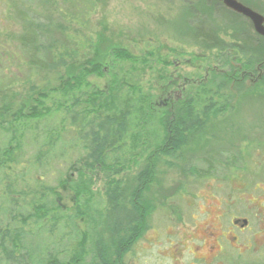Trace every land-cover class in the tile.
I'll list each match as a JSON object with an SVG mask.
<instances>
[{"label": "trees", "instance_id": "obj_1", "mask_svg": "<svg viewBox=\"0 0 264 264\" xmlns=\"http://www.w3.org/2000/svg\"><path fill=\"white\" fill-rule=\"evenodd\" d=\"M216 3L220 6L218 14L225 20L234 22L243 18ZM12 14L16 22L8 24L22 32L17 35L12 31L8 49L0 44V132L4 136L0 139V180L7 178L3 204L10 211L11 220H18L22 226L32 223L35 229L0 231V264H125L128 253H134L149 229L153 205L147 193L157 170L176 169L185 162L181 152L191 135L204 128L211 113L219 112L220 97L228 96L235 101L247 95L244 83L251 81L249 73L258 62L254 66L242 63L238 69L227 65L232 77L221 71L208 72L210 81L212 76H224L222 84H211L207 78L204 83L187 87L186 81L180 85L169 76L165 60L133 56L122 48H113L108 61H99L96 53L91 61L81 62L78 59L82 55L70 49L72 40L65 35L66 26L60 24L56 28L54 22H49L47 28H56L55 39L37 15L22 9H14ZM64 18L72 21L70 11ZM193 28V39L199 45L222 47L204 23L198 22ZM249 44L251 48L252 42ZM41 73L54 75V84L44 82L38 86L29 79L31 74ZM147 73L154 74L153 81L147 79ZM261 75L257 81L262 85L264 68ZM89 76H107V86L103 90L91 87L86 81ZM228 77L230 80L226 81ZM232 80L233 91L227 85ZM19 83L29 85L22 96L16 90ZM222 90L226 92L221 93ZM47 99L52 101L50 107L45 104ZM50 113L59 115L51 117ZM42 124L45 126L37 133ZM28 146L39 150L33 149L34 153L27 155ZM69 155L79 157L68 167H62L55 187L44 190L52 198H58L56 191L66 185L77 205L74 217H67L69 224L76 231L77 225L72 220L85 218L87 232L80 235L77 248L70 251L67 246L58 245L63 243L61 232L54 237L56 243L50 240L54 229L48 225L50 222L57 225L59 203L45 196L43 206L15 203L12 196L16 192L4 172L8 163L31 164L34 171L38 166L47 170L54 163L64 164ZM78 163L86 173H80L78 181L65 179L70 167ZM210 167L211 163L204 170L189 167L187 172L206 180L211 177ZM99 176L103 188L96 189L95 194ZM40 181L41 178L37 180ZM102 194L105 205L101 206L98 200L93 207L90 203L94 196Z\"/></svg>", "mask_w": 264, "mask_h": 264}, {"label": "rangeland", "instance_id": "obj_2", "mask_svg": "<svg viewBox=\"0 0 264 264\" xmlns=\"http://www.w3.org/2000/svg\"><path fill=\"white\" fill-rule=\"evenodd\" d=\"M236 1L264 19V0ZM219 7L215 0H0V44L7 48L12 31L21 34L22 29L11 27L8 21L16 22L12 11L22 9L43 19L47 24L45 28L50 21L56 28L60 24L66 26L65 35L72 40L70 49L82 55L78 59L81 62L93 59L96 53H99V61H108L113 48H122L133 56L165 60L167 73L180 85L184 81L187 87L200 81L204 83L207 78L211 84H222L224 76H212L210 81L208 72L215 70L229 75V65L238 69L242 63L250 62L254 66L256 62H263L264 38L253 33L246 19L225 20L218 14ZM67 11H70L71 22L64 18ZM198 22L211 29L222 47L209 48L193 39V26ZM56 28H47L55 39ZM44 73L31 74L29 79L38 86L44 82L54 84L56 77ZM146 75L153 81L154 74ZM108 80L107 76L86 79L91 87L100 90L107 86ZM255 81L256 86L252 81H249L252 84L244 83L247 95L242 99L219 98V112L211 113L204 128L191 135L181 152L185 161L181 166L160 167L159 170L156 167L158 174L147 193L153 205L149 229L137 243L135 254L128 253L125 264H264V84ZM233 82L227 83L232 91ZM27 86L19 83L18 95L22 96ZM45 104L50 107L52 101L47 99ZM43 126L40 125L37 133ZM2 134L0 132V139L4 138ZM28 147L27 155L39 150ZM77 157L69 155L64 164L54 163L47 170L36 166L34 171L31 164H6L4 172L16 192V196H12L15 203L43 206L46 201L42 197H51L44 189L55 187L59 172L64 170L62 167H68ZM210 163L209 179H197L187 172L189 167L204 170ZM80 173H86L82 164H74L65 179L78 181ZM6 183V177L0 180V231L15 228L33 231L34 224L28 222L22 226L18 220H11L10 211L3 204ZM102 188L103 180L99 176L95 194L96 189L101 191ZM56 193L58 198L51 199L59 203L61 211L60 218L55 219L57 225L52 222L48 225L54 229L50 240L56 243L54 237L61 232L64 244L58 245L67 246L70 251L77 248L78 238L87 232L86 221L85 218L72 220V224L77 225L78 235L67 218L74 217L73 210L77 206L73 193L66 185ZM98 200L101 206L105 205L103 194L94 196L90 204L94 207ZM236 220L240 224L235 225ZM242 220L248 222L247 228L242 226Z\"/></svg>", "mask_w": 264, "mask_h": 264}, {"label": "water", "instance_id": "obj_3", "mask_svg": "<svg viewBox=\"0 0 264 264\" xmlns=\"http://www.w3.org/2000/svg\"><path fill=\"white\" fill-rule=\"evenodd\" d=\"M215 1L220 3L224 8L247 19L252 26L253 32L256 35L264 38V19L261 15L253 12L249 8L238 3L236 0H215ZM237 223L238 221L234 222L235 225ZM242 223H243L242 226L247 225V222L245 220H243Z\"/></svg>", "mask_w": 264, "mask_h": 264}, {"label": "flooded vegetation", "instance_id": "obj_4", "mask_svg": "<svg viewBox=\"0 0 264 264\" xmlns=\"http://www.w3.org/2000/svg\"><path fill=\"white\" fill-rule=\"evenodd\" d=\"M255 34V33H254ZM256 35V34H255ZM258 38H261V39H263L262 37H260V36H258V35H256ZM243 64H245V65H248L249 64V62H246V63H243ZM263 68H264V63L263 62H260V63H258V65L252 70V72L251 73H249V76H250V80L252 81V83H254V82H256L255 80H259L260 79V77L262 76L261 74H262V71H263ZM236 221H238V220H236ZM243 221V220H242ZM246 221V220H245ZM247 222V221H246ZM238 224H240V223H238ZM247 226H248V222H247V225H246V227L245 228H247ZM236 228H237V226H235ZM245 228H241L240 230H243V229H245Z\"/></svg>", "mask_w": 264, "mask_h": 264}]
</instances>
